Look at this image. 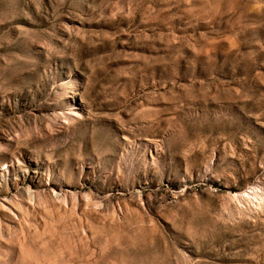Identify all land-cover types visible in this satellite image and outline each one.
Masks as SVG:
<instances>
[{
    "label": "rangeland",
    "instance_id": "rangeland-1",
    "mask_svg": "<svg viewBox=\"0 0 264 264\" xmlns=\"http://www.w3.org/2000/svg\"><path fill=\"white\" fill-rule=\"evenodd\" d=\"M0 264H264V0H0Z\"/></svg>",
    "mask_w": 264,
    "mask_h": 264
}]
</instances>
